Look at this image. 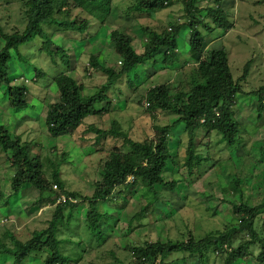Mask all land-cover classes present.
<instances>
[{
  "label": "rangeland",
  "instance_id": "rangeland-1",
  "mask_svg": "<svg viewBox=\"0 0 264 264\" xmlns=\"http://www.w3.org/2000/svg\"><path fill=\"white\" fill-rule=\"evenodd\" d=\"M123 1H125L123 3ZM212 0H199V5L204 7ZM135 2V1H134ZM7 3V4H6ZM226 9L234 10L237 25L234 29L224 31L216 28L206 32L210 47L225 45L230 52L232 70L238 77L243 73V67L249 60H253L249 75L250 85L248 90L259 87L264 83V0H225ZM133 0H113L110 4V14L105 18L104 26L96 24V34L79 41L78 36L58 31L57 26L47 27V33L53 37L52 49L59 47L73 50L70 75L80 83H84L87 93L92 92L97 86L106 81L107 75L103 71H90L92 74L84 75L82 67L75 69L78 58L87 61L89 55H99L107 61L109 66L121 65V59L114 52L109 42V32L121 30L134 38L133 47L138 53H143L146 35L144 27L155 26L158 29L168 27L170 22L180 19L183 15L184 3L176 0L174 4L161 12L142 11L139 16L127 13L128 7L133 5ZM0 6H5L1 12L0 20L8 21L18 16L21 4L19 0H0ZM83 16V15H82ZM13 21V22H14ZM12 22V23H13ZM16 24L18 22L16 21ZM25 28V22L22 29ZM189 29L185 28L179 37L178 51L182 61L180 66L168 67L164 65L162 58L158 62L149 61L138 68L134 75V88L128 85V78L121 80L112 90L113 108L110 113L95 118H90L81 124L73 132H64L57 137L51 136L47 129L45 118L49 103L58 102L60 93L52 83L51 73L57 72L53 62L44 50L40 51L43 39L36 37L33 41L21 45L20 50L27 56V62H22L13 53L9 63L12 84H20L28 79L35 81L28 95L27 108L16 109L12 107L9 97V88L6 84L0 86V127L4 126L13 140L21 137L28 141L29 157L40 156L44 166V177L53 181L57 171L67 190L80 193L79 195L91 197L95 191L96 181L101 180L102 166L100 160L106 158L107 153L117 146H122L123 139L110 136L107 139H99L93 127L111 128L112 121L117 120L122 128L135 140H145L155 136L156 125L173 123L178 116L169 112H150L147 108V100L143 98L145 90L154 85L176 84L189 87L190 70L194 61L189 54ZM0 43V47H1ZM60 61V57H57ZM184 63V64H183ZM57 66V65H56ZM37 69L49 76L39 77ZM75 69V70H74ZM25 77L22 80L21 77ZM26 81V80H25ZM236 117L245 124L243 139L236 146L230 147L227 142L221 140L217 133L205 134L204 129L198 131L197 142L199 149L205 151L211 158V164L204 162L201 167L194 161V169L186 166V148L188 136L185 125L177 123L172 129L170 137V150L174 157L173 162L165 172L167 181L176 179L179 181L177 189L172 190L167 186H157L158 198L149 211H141L139 219H132L140 210L147 198L152 193L145 192L140 185L118 198H110L100 201L99 209L107 212L116 219L112 221L113 230L108 232L105 225L109 216L102 218L103 232L107 239L97 246L96 251L87 253L91 245L97 244L96 238L89 235L86 226V217L89 210V201L78 198V206L72 211L65 209L64 222L60 224L58 238L61 240L63 254L72 260L69 264H91V260L97 264H120L116 258L128 262L130 259L129 245H136L147 240L161 239L167 241L186 240L184 235L190 231L201 232L204 230L224 229L228 223H239L240 218L233 216L232 205L225 200L223 187L229 185L232 173L243 178V193L250 204H258L264 198V114L256 119L257 99L245 93L237 96ZM106 104V103H105ZM99 118L102 122H99ZM203 121V120H202ZM182 145L179 144V139ZM129 150V146H125ZM12 152H7L0 147V248L4 242L12 246L8 231L27 240L36 229L48 227L49 220L53 216L54 208H42L37 204L44 197H50L51 201H58L62 194L60 187L56 191L41 193L30 186L28 191L23 189L21 194L12 193V177L17 168L11 166ZM130 194V195H129ZM144 194V195H143ZM50 195V196H49ZM145 198V199H144ZM150 200V199H149ZM148 200V201H149ZM53 204V203H52ZM208 207V208H207ZM211 208L212 210H209ZM45 209V210H43ZM216 212V214H214ZM260 219L264 223V210ZM142 219V220H141ZM110 220V219H109ZM133 221V222H132ZM245 238H240V241ZM49 253V252H48ZM167 264H184L183 255H172ZM222 260L212 257L209 264H222ZM0 264H14L11 257H0ZM19 264H45V255L32 254ZM190 264H198V259ZM234 264H260L257 256L252 255L246 259H240Z\"/></svg>",
  "mask_w": 264,
  "mask_h": 264
},
{
  "label": "trees",
  "instance_id": "trees-1",
  "mask_svg": "<svg viewBox=\"0 0 264 264\" xmlns=\"http://www.w3.org/2000/svg\"><path fill=\"white\" fill-rule=\"evenodd\" d=\"M113 0H19L21 4L17 17L8 21L0 20V86L6 84L9 88V97L12 107L16 109L27 108L28 93L35 81L30 82L25 77L20 84H12L11 67L9 63L16 54L22 62H27V56L20 50V46L33 41L36 37L43 39L40 51L49 54L55 62L57 72L51 73L52 83L57 86L60 93L58 102L49 103L45 118L47 129L51 136L57 137L64 132H73L81 124L90 118L102 117L112 111V90L121 80L128 78V85L134 86L136 71L149 61L158 62L162 57L164 65L168 67L180 66L182 57L178 51L179 37L185 28L189 29V54L194 61L189 72V87L176 84H158L145 90L143 98L149 102L150 112H169L175 114L177 119L171 124L156 125L155 136L145 140H135L125 131L117 120H113L111 128L93 127L99 139H107L110 136L123 139L122 146H117L107 153L106 158L99 162L102 166L101 180L96 181V187L91 197L79 195L67 190L64 182L60 179L57 171L54 173L53 181L44 177L43 159L40 156L29 157L28 141L21 137L13 140L8 130L0 127V147L5 153L12 152L10 157L11 166L17 171L12 177L11 189L14 195H18L23 189L31 187L38 189L41 193L56 190V183L61 192L73 198L81 197L89 201V210L86 217V226L89 235L96 238L97 244L91 245L87 253L96 251L97 246L107 239L101 225L102 218L106 220L108 232H112V221L116 219L107 212L99 209L100 201L110 198H118L130 193L136 185H140L145 192L152 193L140 205V210L132 219H139L141 211H149L158 198L157 186H167L175 190L179 181L172 179L167 181L165 172L174 157L170 150V137L172 129L177 123L185 125L188 136L186 148V166L194 169V161L200 167L206 162L211 164V158L205 151L199 149L197 142L198 131L204 129L205 134L217 133L221 140L234 147L243 139L245 124L236 117L237 96L240 93L250 94L257 99V118L264 114V83L259 87L248 90L250 85V73L253 60H249L243 67V73L236 76L232 70L229 49L221 47H210L206 32L214 29L232 30L237 21L234 10L226 9L225 0H212L209 5L201 7L199 0H182L184 3L183 15L180 19L170 22L168 27L158 29L155 26L144 27L146 40L145 50L138 53L133 47L134 38L121 30L109 32V42L114 52L120 56L121 65L109 66L105 59L99 55H89L87 61L78 58L75 69L83 68L84 75L92 74L90 71H103L106 81L97 86L92 92L87 93L84 83H80L74 76L70 75L71 59L73 50L71 48L59 47L52 49L53 37L47 33V27L57 26L58 31L78 36L79 41L96 34V24L104 26L105 18L110 14V4ZM135 1V2H134ZM125 1H123L124 3ZM176 0H133V5L128 7V12L139 16L142 11L161 12L174 4ZM7 4V3H6ZM5 11V6L1 7ZM83 15V16H82ZM2 16V14H0ZM14 21V22H13ZM16 21L18 24H16ZM13 22V23H12ZM25 22V28L22 29ZM60 57V61L57 57ZM181 60V61H180ZM184 64V63H183ZM57 65V66H56ZM74 69V70H75ZM39 77L48 75L43 69H37ZM134 88V87H133ZM135 89V88H134ZM106 103V104H105ZM204 120V121H202ZM99 122L102 120L99 118ZM97 122V119H96ZM179 144L182 145L181 138ZM129 146V150L125 149ZM134 176V180H129ZM229 185L223 187L225 200L232 205L233 216L240 218L239 223H228L224 229L204 230L198 227V231H190L186 240L167 241L161 239H147L140 244L129 245L130 259L128 262L116 258L120 264H167L172 255H183L184 264H190L198 259V264H209L212 257L222 260V264H234L240 259H246L252 255L257 256L260 264H264V223L258 220L264 210V198L261 203L250 204L246 201L243 193V178L238 174L231 175ZM30 186H26V185ZM30 191V190H28ZM130 195V194H129ZM144 195V194H143ZM50 196V195H49ZM78 196V197H77ZM1 197V192H0ZM37 204L46 202L54 204V214L49 220L48 227L36 229L27 240L16 236L11 230L12 246L2 242L0 257L13 258L14 264L21 263L32 254L45 255V264H69L71 258L63 254L61 240L58 238L59 226L67 218L65 209L72 211L78 206V202L67 200L60 204L51 201L50 197L42 195ZM145 199V198H144ZM150 199V200H149ZM149 200V201H148ZM208 208V207H207ZM209 210H212L209 208ZM216 214V212H214ZM110 219V220H109ZM142 220V219H141ZM133 222V221H132ZM240 238H245L239 241ZM1 243V241H0ZM49 252V253H48ZM91 264H97L91 260Z\"/></svg>",
  "mask_w": 264,
  "mask_h": 264
},
{
  "label": "built area",
  "instance_id": "built-area-1",
  "mask_svg": "<svg viewBox=\"0 0 264 264\" xmlns=\"http://www.w3.org/2000/svg\"><path fill=\"white\" fill-rule=\"evenodd\" d=\"M121 63V62H120ZM147 105H149V102H147ZM204 121V120H203ZM129 180H134V176H131L130 178H129ZM59 186L55 183L54 184V188H58ZM67 200H72V201H74V202H76L77 200L75 199V198H73V197H71V196H66L65 194H61L60 196H59V198H58V203H62V202H66Z\"/></svg>",
  "mask_w": 264,
  "mask_h": 264
},
{
  "label": "crops",
  "instance_id": "crops-1",
  "mask_svg": "<svg viewBox=\"0 0 264 264\" xmlns=\"http://www.w3.org/2000/svg\"><path fill=\"white\" fill-rule=\"evenodd\" d=\"M30 191H31V190H30ZM20 194H21V192H20ZM44 204H45V203H44ZM53 206H54V204H52V203H48V204L43 205L42 208L50 209V208H52ZM43 210H45V209H43Z\"/></svg>",
  "mask_w": 264,
  "mask_h": 264
},
{
  "label": "clouds",
  "instance_id": "clouds-1",
  "mask_svg": "<svg viewBox=\"0 0 264 264\" xmlns=\"http://www.w3.org/2000/svg\"><path fill=\"white\" fill-rule=\"evenodd\" d=\"M119 62H121V61H119ZM53 187H54V185H53ZM57 190V189H56ZM62 194H64V193H62ZM66 195V194H65ZM72 197V196H71ZM76 200L78 201V199L76 198ZM76 201V202H77ZM56 204H60V203H58V202H55Z\"/></svg>",
  "mask_w": 264,
  "mask_h": 264
}]
</instances>
